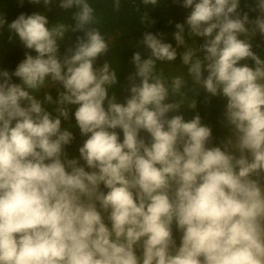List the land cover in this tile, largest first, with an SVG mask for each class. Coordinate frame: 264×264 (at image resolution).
Returning <instances> with one entry per match:
<instances>
[{
  "label": "clouds",
  "instance_id": "1",
  "mask_svg": "<svg viewBox=\"0 0 264 264\" xmlns=\"http://www.w3.org/2000/svg\"><path fill=\"white\" fill-rule=\"evenodd\" d=\"M172 2L175 46L145 31L123 81L89 0L0 15L25 49L0 64V264H264V0Z\"/></svg>",
  "mask_w": 264,
  "mask_h": 264
},
{
  "label": "trees",
  "instance_id": "2",
  "mask_svg": "<svg viewBox=\"0 0 264 264\" xmlns=\"http://www.w3.org/2000/svg\"><path fill=\"white\" fill-rule=\"evenodd\" d=\"M246 2L251 3V0H241V8L245 11L247 10L244 8ZM58 3L59 0H53V3L46 7L42 0L39 5L29 4L27 0H23L22 4L20 0H0V15H3L9 23L21 13L31 15L35 12L46 15L50 24L57 21H70L71 15L76 9L62 10L58 7ZM89 4L95 10L97 20L95 26L99 27L109 41L110 50L105 59L110 60L114 66H118L121 81L124 80L127 72L132 70L130 66L125 68L131 55L139 51L143 56L146 52L143 45L136 46L142 40L143 33L145 31H161L164 34L165 42H171L175 46L172 41L174 24L184 22L191 11V9H184L174 4L172 0H158L155 6H146L142 0H119L118 7L116 0H89ZM145 13L155 21V25L151 29L145 28L140 22ZM250 18H254V14L250 13ZM169 21L172 23L170 24ZM78 35L82 36L83 33H67L64 41L61 42V51L64 47L74 43ZM195 40L196 45L202 43L200 38H195ZM255 43L260 45L256 51L264 58V42L256 38ZM178 51L182 52L183 49ZM24 52L25 49L18 40L14 39L10 42L9 33L6 30L0 31V64L12 69L23 59ZM98 63H102V61H98ZM174 63L180 71L186 72V69L181 65L179 56ZM216 104L217 110L213 113V117L221 110L223 101H217Z\"/></svg>",
  "mask_w": 264,
  "mask_h": 264
}]
</instances>
